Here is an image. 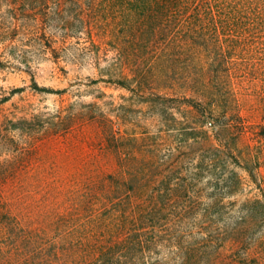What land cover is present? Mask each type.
<instances>
[{
  "label": "trees",
  "instance_id": "trees-1",
  "mask_svg": "<svg viewBox=\"0 0 264 264\" xmlns=\"http://www.w3.org/2000/svg\"><path fill=\"white\" fill-rule=\"evenodd\" d=\"M74 1L72 17L62 10L66 0H41L40 5L53 4L63 23L75 20L88 29L93 43L109 44L113 52L109 68H189L191 40L204 46L205 34L211 40L210 64L231 68L233 56L220 39L230 31L225 32L224 27L206 31L202 24L235 18L236 14L224 10L255 0ZM199 47L197 60L203 68ZM190 79L186 70H135L124 71L116 82L130 88L134 81L143 96L161 103L163 112L170 107L167 101L177 100L188 113L200 114V127L219 114L225 137L205 138L201 144L215 150L221 162L220 175L228 169L231 158L248 181H255L259 193L236 198L245 189L246 179L233 168L221 187L213 182L200 186L201 176L214 169V158L183 166L186 155L179 146L169 150L166 158L154 152L150 158L142 152L125 153L123 157L120 152V161L138 162L118 164L97 182H76L54 192H48L50 188L47 198L32 209L15 204L11 195L17 186L12 180L17 168L13 159H4L0 161V264H264V183L258 181L261 169L249 164L253 158L249 147L239 151L226 137L233 128L240 144L247 140L248 124L241 115L236 92L225 87L216 94L207 84L195 90ZM217 101L222 105L219 112ZM193 130L180 128L185 137L194 134ZM208 188L212 191L207 192ZM144 199L172 204L151 207L154 216H146L147 208L136 204ZM186 200L189 203L184 205ZM125 203L130 204L126 207ZM187 215L196 219V230H170Z\"/></svg>",
  "mask_w": 264,
  "mask_h": 264
},
{
  "label": "rangeland",
  "instance_id": "rangeland-1",
  "mask_svg": "<svg viewBox=\"0 0 264 264\" xmlns=\"http://www.w3.org/2000/svg\"><path fill=\"white\" fill-rule=\"evenodd\" d=\"M40 2L0 0V161L15 162L17 170L12 180L17 186L11 196L17 206L37 209L38 201L47 198L50 188L48 192H54L76 182H97L118 164L138 162L120 161V152L123 157L125 153L142 152L145 158L154 153L166 158L169 150L179 146L186 155L183 166L214 158L215 167L201 176L200 186L213 182L221 187L233 168L246 179L245 189L236 198L260 192L255 181H248L231 158L228 169L220 175L221 162L215 150L201 144L205 138L225 137L221 126L224 120L219 114L200 127V114L188 113L177 100L167 101L170 107L163 112L161 103L143 96L134 81L127 88L116 80L124 71L186 70L195 90L203 84L216 94L220 88H232L248 134L243 145L233 128L226 137L239 151L249 147L253 156L249 164L259 165L258 181L264 183V0L224 10L236 14L235 18H220L215 25L202 24L206 31L213 27L230 31L220 39L233 56L231 68L210 64L213 52L208 34L202 37L204 46L191 40L189 68H109L113 55L109 44L93 43L86 27L75 20L63 23L53 4L44 7ZM62 10L72 17L75 1L66 0ZM36 13L39 16L34 19ZM198 47L203 68L197 60ZM217 103L219 112L222 105ZM182 127L188 131L195 128V133L185 137ZM210 191L212 188L207 189ZM136 204L147 208L146 216H154L151 207L164 208L172 202L144 199ZM195 220L187 215L170 230H196Z\"/></svg>",
  "mask_w": 264,
  "mask_h": 264
}]
</instances>
